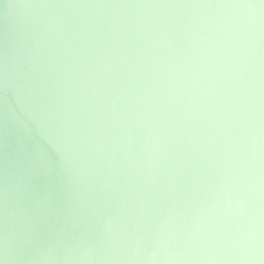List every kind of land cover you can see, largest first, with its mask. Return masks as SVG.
<instances>
[{"label": "water", "instance_id": "95a60500", "mask_svg": "<svg viewBox=\"0 0 264 264\" xmlns=\"http://www.w3.org/2000/svg\"><path fill=\"white\" fill-rule=\"evenodd\" d=\"M0 264H264V0H0Z\"/></svg>", "mask_w": 264, "mask_h": 264}]
</instances>
